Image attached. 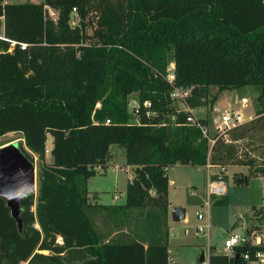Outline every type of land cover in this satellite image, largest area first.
<instances>
[{
    "label": "trees",
    "instance_id": "obj_1",
    "mask_svg": "<svg viewBox=\"0 0 264 264\" xmlns=\"http://www.w3.org/2000/svg\"><path fill=\"white\" fill-rule=\"evenodd\" d=\"M170 53L175 85L192 88V108L255 85L256 118L211 146L188 113L173 120ZM211 85L218 90L209 98ZM262 129L264 0H0V136L23 133L42 162L38 195L22 199L20 221L0 197V264H169L168 168L246 165L239 184L264 178V153L244 144ZM112 144L125 148L135 175L125 203L92 202L88 180L111 160ZM99 213L107 231L96 225ZM260 250L264 243H243L232 255L211 248L209 264H247L243 254Z\"/></svg>",
    "mask_w": 264,
    "mask_h": 264
},
{
    "label": "rangeland",
    "instance_id": "obj_2",
    "mask_svg": "<svg viewBox=\"0 0 264 264\" xmlns=\"http://www.w3.org/2000/svg\"><path fill=\"white\" fill-rule=\"evenodd\" d=\"M9 1L19 3V1L26 2L28 0ZM34 1L41 3L44 0ZM48 15L55 20L58 17V12L48 9ZM169 58L171 64L173 58L171 53ZM217 90V86L211 85L208 91L209 98H212ZM258 94L259 87L255 85H248L240 89H228L219 95L215 105L208 103L206 106L198 107L195 109V114L200 118L206 117L208 119L210 131L214 134V120L226 110L240 109L244 114V118L247 119L249 114H253L252 119L256 118ZM242 96L248 97L250 101L246 107H242V104L237 103ZM137 101H139L138 93H133L129 99V103L132 104L130 108ZM129 111L132 120H135V114L130 109ZM14 141L19 142L20 148L25 154L28 151L34 157L33 162L38 172L36 198L39 190V170L42 162L36 154L30 151L21 132H9L0 136V147ZM52 141L53 136L49 134L46 149H51ZM244 144L245 149L247 148L252 153L262 156L264 153V130L258 131L254 137L245 140ZM111 152V160L105 166H99L97 174L88 180L90 198L101 204H123L126 200V189L130 176L133 178L135 171L133 167L127 164L124 147L119 144H112ZM26 155L30 158L28 154ZM52 159L51 153L46 152V162L51 163ZM259 162H261V159H257V163ZM250 172L251 168L246 165H229L220 168L213 166L209 171L207 168L201 169L183 164H175L168 168L169 177L177 183H173L171 186L172 197L182 201L180 206L185 207L187 212V220L183 219L172 223V235L169 242L172 259L170 264H199L198 260L202 251L207 252L208 245L216 247L217 251L222 249L225 238L232 232L230 231L231 227L239 218L244 219V225L234 231L248 234V230L251 229L252 233L248 235L251 242L255 237L263 236L264 218L261 216V211L264 209V180L260 176H251L248 183L239 184L237 181L238 178L248 176ZM216 173L224 174V180L228 187L227 193L223 196H213L208 207L206 204L208 200V183L211 176ZM117 195L118 198H116ZM197 211H202L205 218L198 219ZM93 218L100 230L107 231L109 221L104 216L99 213L95 214ZM208 219L211 224L210 237L208 238L205 233L197 235V227L207 224ZM21 264H26V262Z\"/></svg>",
    "mask_w": 264,
    "mask_h": 264
},
{
    "label": "built area",
    "instance_id": "obj_3",
    "mask_svg": "<svg viewBox=\"0 0 264 264\" xmlns=\"http://www.w3.org/2000/svg\"><path fill=\"white\" fill-rule=\"evenodd\" d=\"M54 10L51 7L47 6V10ZM55 11V10H54ZM76 12V9H74ZM53 13V12H52ZM52 15V14H51ZM75 19L77 20V15L75 14ZM56 20V19H55ZM15 45V43H13ZM20 46L25 49L27 47L26 43H21ZM11 50V49H10ZM175 64L172 62L168 67V74H167V80L172 86V90L170 92V98L175 106V113L172 116L173 120H176L177 115L179 113H188L187 116V122L189 124H192L194 126H197L201 132L203 138H206L209 141L210 146L213 145L216 142V139L221 136H228V131L243 122L246 121V118H244V114L240 109H231L229 111H225L220 115L216 120H214L215 125V132L214 134L210 131V123H202L199 121L200 118L196 117L194 108H192L188 102L187 99L191 96V87H184V86H177L175 85ZM248 97H242L240 101H238V104H242V107H246L249 104ZM131 103H129V109L135 114V120L133 122H138V116L140 112V104L139 101L135 102L134 105L130 108ZM145 106L150 107L151 102L145 101ZM149 114H155V112H149ZM107 123L110 122V120H106ZM46 152L51 153V149H46ZM209 165V164H208ZM210 166V165H209ZM212 166V165H211ZM227 184L224 180V177L222 178H215L210 179L208 183V189H207V195L208 200L206 202L207 206H210V199L213 196H223L227 193ZM119 196L117 195L116 198ZM198 219H204L205 215L202 211H197ZM210 220H207V224L201 225L197 227V234L199 233H205L207 234L208 238L210 237ZM258 236L254 238L253 242L249 239L248 234H243L240 231H232L229 233V235L225 238L222 253L227 255L233 254V248L235 246L241 245L243 243H252L254 244L255 240H258ZM244 259L247 261V264H264V251H257L255 254V257L252 258L251 254L249 252H246L243 254ZM200 264H209L208 260H204L203 262H200Z\"/></svg>",
    "mask_w": 264,
    "mask_h": 264
},
{
    "label": "water",
    "instance_id": "obj_4",
    "mask_svg": "<svg viewBox=\"0 0 264 264\" xmlns=\"http://www.w3.org/2000/svg\"><path fill=\"white\" fill-rule=\"evenodd\" d=\"M32 152V151H31ZM219 178H222L219 177ZM38 172L36 165L20 148L18 141L0 147V197L7 201L12 215L20 221L22 199L37 193ZM175 221L186 217V208L173 207ZM244 225V219L239 218L230 231ZM205 260L203 252L200 262Z\"/></svg>",
    "mask_w": 264,
    "mask_h": 264
},
{
    "label": "crops",
    "instance_id": "obj_5",
    "mask_svg": "<svg viewBox=\"0 0 264 264\" xmlns=\"http://www.w3.org/2000/svg\"><path fill=\"white\" fill-rule=\"evenodd\" d=\"M28 1H31V2H35V3H39L38 1H34V0H28ZM5 2L6 3H13L12 1H9V0H5ZM21 2H23V1H19V3H21ZM27 2V1H26ZM14 3H18V2H14ZM214 105H215V103H214ZM214 107V106H213ZM216 108V107H215ZM196 109V108H195ZM195 109H194V112H195ZM227 111V110H226ZM196 115V114H195ZM196 117H198V116H196ZM198 118H200V117H198ZM203 118H206V117H203ZM253 118V114H249L248 116H247V119L246 120H248V119H252ZM52 147H53V141H52V144H51V149H52ZM210 165V164H209ZM209 165H206V166H201V167H199V166H195V167H199V168H201V169H204V168H207L208 169V171H209V169L210 168H212L213 166H209ZM129 166H131V165H129ZM185 166H192V165H185ZM131 167H133V166H131ZM215 167H217V168H220L221 166H215ZM227 167V166H226ZM98 168V167H97ZM96 168V169H97ZM169 176V175H168ZM224 177V174L222 173V174H218V173H216V174H214L213 176H211V179H215V178H219V177ZM131 177L132 176H130V179H131ZM263 178V177H262ZM169 180H170V185H169V197H170V207H169V226H170V237H171V235H172V223L173 222H175V220L173 219V216H172V212H173V207H175V206H180L181 204H182V201H179V200H177V199H174L173 197H172V191H171V186L173 185V183L174 184H177V183H175V181H174V179H171L170 177H169ZM263 180H264V178H263ZM179 186L180 187H182V185L181 184H179ZM226 195V194H225ZM89 196L91 197V195H90V193H89ZM92 199V198H91ZM92 202H97V201H93L92 200ZM99 203V202H98ZM187 218V212H186V217L184 218V220H187L186 219ZM198 235V234H197ZM259 238H258V240H255L254 241V244H261V243H264V234H263V236H258ZM209 247L207 248V252L205 251V250H203L202 251V253L204 252L205 253V260H208L209 261V257H210V254H211V248H214V250H215V252H217V253H222V249H219L218 251L216 250V247H213L212 245H208ZM169 253H170V260H169V264H170V261H172V259H171V250H170V247H169ZM198 263L200 264V261L198 260Z\"/></svg>",
    "mask_w": 264,
    "mask_h": 264
}]
</instances>
